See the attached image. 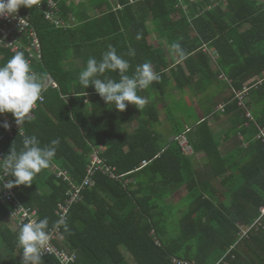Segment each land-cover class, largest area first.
Returning <instances> with one entry per match:
<instances>
[{
    "label": "trees",
    "instance_id": "16d2710c",
    "mask_svg": "<svg viewBox=\"0 0 264 264\" xmlns=\"http://www.w3.org/2000/svg\"><path fill=\"white\" fill-rule=\"evenodd\" d=\"M179 1L89 0L72 7L64 3V19L77 22L67 29L48 21L36 5L24 8L44 46V60L32 67L59 85L58 90L45 93L46 103L35 112V119L25 123V136L35 135L41 146L57 138L60 144L51 166L31 186H15L17 196L37 208L41 219L47 217L49 228H55L60 225L58 207L67 198L69 183L52 171L54 165L80 183L94 148L103 147L108 162L131 179L119 182L98 173L97 185L87 188L74 204L63 226L65 243L77 255L74 264H174V256L199 264H264V216L247 237L242 230L257 223L264 205V143L256 139L257 124L264 127V83L249 97L256 122L246 118L234 101V90L264 74V0H228L226 5L224 0H184L186 10L177 7ZM118 4L124 8L116 10ZM148 23L165 40L159 46L150 44ZM173 42L181 44L186 59L181 61L171 52ZM110 45L129 61L128 75L145 62L160 74L161 81L145 90H151L149 94L158 90L166 100L170 95L175 138L185 131L178 116L184 105L173 112L175 104L182 103L179 92L191 87L208 91L211 102L220 98L211 106L205 104V119L193 117L187 139L195 154H185L175 139L166 148L154 143L157 132L145 116L148 113L138 117L137 132L127 136L124 123L139 111L130 106L123 112L116 110L114 104H105L94 86L84 89L79 83L87 60L99 61ZM130 50L134 56L128 55ZM215 50L220 55L217 61L212 56ZM12 56L10 49L0 45V66ZM72 61L82 64L71 66ZM105 75L120 78L118 72ZM169 87L170 94H163ZM152 97L157 102V94ZM222 101L231 104L221 114L216 110ZM150 113L159 122L156 109ZM214 113L217 120L228 116L233 125L225 137L216 136L212 129L208 117ZM23 137L18 134L3 143L6 156L12 147L22 149ZM232 140L235 148L224 154L223 147ZM245 141L248 147H243ZM199 153H207L203 162L196 161ZM144 160L151 162L140 168ZM216 182L224 186V198ZM176 191H182L179 206L169 203ZM9 209L0 201V232L9 247L8 252L0 250V264H21L18 230L13 233L5 222ZM42 260L61 264L56 256Z\"/></svg>",
    "mask_w": 264,
    "mask_h": 264
},
{
    "label": "clouds",
    "instance_id": "9594fccd",
    "mask_svg": "<svg viewBox=\"0 0 264 264\" xmlns=\"http://www.w3.org/2000/svg\"><path fill=\"white\" fill-rule=\"evenodd\" d=\"M38 4L39 0H0V17L15 18L22 6L32 8ZM137 39H140L139 34ZM170 50L181 61L187 58V53L179 42H173ZM128 55L134 56V50H130ZM130 67L129 61L110 45L99 61L95 58L87 60L78 80L84 89L94 86L105 104H114L116 110L123 112L128 104L142 110L148 100L138 92L150 88L153 82H160L161 76L148 62L136 66L131 76L127 74ZM107 72H118L119 80L105 75ZM48 86L47 77L35 72L24 53L17 51L7 63L0 66V114L11 113L20 126L30 121L33 109L38 101H43L42 93ZM0 126L5 129L10 127L7 122ZM22 144L19 152L12 147L10 154L0 159V189L31 186L37 175L51 166L60 140L53 139L50 144L41 146L37 137L32 135L24 136ZM5 175L14 179L4 183ZM50 240L51 231L47 217L39 220L30 218L27 223H22L17 233L18 247L22 249L21 264H43L42 255L49 249Z\"/></svg>",
    "mask_w": 264,
    "mask_h": 264
},
{
    "label": "built area",
    "instance_id": "2783aa9c",
    "mask_svg": "<svg viewBox=\"0 0 264 264\" xmlns=\"http://www.w3.org/2000/svg\"><path fill=\"white\" fill-rule=\"evenodd\" d=\"M89 0H39V4L36 5L38 8H41L46 14L47 19L51 23H53L58 28H70L77 24L75 18L70 20L64 19L63 7L62 4L66 3L68 6H78L84 3H87ZM184 0H180L178 2V6L183 10L187 9V4L183 2ZM198 1V0H190V2ZM136 0H131V3H135ZM25 7H21L15 18L8 17L3 18L0 17V45L4 48L10 49L12 54H16L17 51L23 52L25 58L31 62V65L42 62L44 60V46L43 41L40 36V33L36 30L34 24L32 23L31 14L24 11ZM124 5L118 4L115 9H123ZM213 58L217 61L220 58L218 51H213ZM1 63V58H0ZM232 83V82H231ZM264 83V74L261 77H255L249 80L244 84L243 89L240 91L234 90L235 98L234 101L238 102V107L244 112L246 118L250 120H254L255 118L252 114V109L248 106L250 93L253 89H257L259 86ZM48 88L44 93H42L44 99L43 101H38L37 106L33 109L32 119L35 118V112L44 105L47 101L45 93L49 89L58 90L59 85L58 82L49 78L48 80ZM231 103L225 102L221 104L216 112L218 113H226L229 105ZM215 114V113H214ZM213 114V116H214ZM4 122L9 124V128L5 129L2 126V130H0V159H3L6 156V153L2 149L3 143L9 138L14 139L17 134L23 136L25 133L24 124L21 126L16 123V120L10 117L8 114H0V125ZM258 125V132L256 139L261 140L264 143V127ZM192 130V127L185 126V131L181 134V136L174 138L176 142H179L182 151L185 154L193 155L195 154V150L191 145L189 139H187V133ZM249 143L244 142L243 146L248 147ZM104 148H94L92 154L90 155V161L86 168V176L84 177L82 182H77L74 180L67 171L61 170L57 171V175L63 178L66 182L69 183V189L67 191V198L64 201L59 203L58 213L60 215V221L63 220L64 223H60L59 226L55 228H49L51 231V240L50 247L43 253L42 258H47L50 256H56L61 264H74L77 260V255L75 252L69 251L67 249L61 248L59 244L64 243V228L63 226L67 223L69 219V214L74 206V204L78 203L83 198V193L87 188H92L97 185L96 176L98 173H102L109 178L119 181L129 183L131 179L126 177L127 174L119 173L118 167L108 162V160L103 156ZM151 161L144 160L143 164L140 168L147 166ZM0 175H2V171H0ZM12 179V176L5 175L4 183H7ZM2 183V182H0ZM0 201L10 206L8 212V220L13 223L16 227V230H19V227L22 223H27L30 218L32 219H41L40 211L37 208L32 206L25 205L17 196L16 187L14 186L11 189H1L0 190ZM261 216L260 219L252 226H242L243 237H247L248 233L255 228L259 222L262 220L264 216V205L261 206ZM157 246H161L159 241H156ZM174 264H199L195 260L184 259L178 256L173 257ZM220 262L219 264H221Z\"/></svg>",
    "mask_w": 264,
    "mask_h": 264
},
{
    "label": "crops",
    "instance_id": "0c3cea01",
    "mask_svg": "<svg viewBox=\"0 0 264 264\" xmlns=\"http://www.w3.org/2000/svg\"><path fill=\"white\" fill-rule=\"evenodd\" d=\"M138 1L139 0H136V2H138ZM148 25H149L151 33H152V35L149 37L150 44H152L153 46H159L161 44V42H163L165 40L160 38L159 34L152 32V30L155 27L153 23H150V24L148 23ZM154 40L158 41V43L156 44L154 42ZM188 89L189 90H193L191 87L188 88ZM189 90L185 91L186 96H188V93L190 92ZM205 90H210V88L209 89H205ZM150 91L151 90H141L138 93L139 95L145 97L148 100V103L146 104V106L142 110L137 109L132 104H128V106H130V108L132 110H138L139 111V115L136 116L134 119L129 120L126 123H124V131L127 134V136H131V134H134L135 132H137V129L139 128V122H138L139 118L138 117L142 116L143 113H148L149 115H145V116H146L147 119L150 120V123H153L152 129L155 132H157L155 138L153 137L154 143L157 142L159 147L166 148L168 146V144L171 141H173L174 138H175L174 134H173V125H174V123H172V121L169 118L170 117V115H169L170 114L169 106L174 104V102L172 103L173 100L169 99L170 95H169L168 99L166 100V96H164V95L161 96L162 92L160 94V91L157 90L156 92H151V94H149ZM170 92H171V90H164L163 94H170ZM155 94H157V102L153 101L154 98L152 96H154ZM150 95H152V96L150 97ZM209 96H210V93H208V91L203 92V91H200V90H193V93L187 97V99L190 102L189 106L191 107V109H193V111H191V112H193V114L188 116L189 117L188 118L189 119L188 122H184L182 119L185 120L186 116H185V114L183 112H179L178 116H179V118H181V121L183 122L184 126H192L196 119L202 120L203 118H205L204 112H205V110H207V107H204L205 104H207L209 102V106H211L212 104H214L216 102H219V100H220V98L217 97V98H215V100L212 103L209 100ZM179 97L182 100V103H184V99H186V98H183V94L179 95ZM86 101H88V99ZM223 103H225V102L222 101L220 103V105L223 104ZM153 108H155L156 111H157V114H158L159 119H160L159 122L157 120H156L157 122H154V117L153 116L151 117L150 111L153 110ZM182 111H185L184 107H182ZM211 116L213 117L214 120L213 119H209V120H211L212 129L214 131V129L216 127V124L218 122H220L221 120L218 121L217 119H215V115L213 116V114ZM211 116H209V117H211ZM193 117L196 118V119H194ZM103 121L107 122L106 120H103ZM24 128H25V125H24ZM227 131H226V133H227ZM25 133H26V129H25ZM25 133L23 134V136H25ZM215 133H216V136H217V132H215ZM225 134H221V136H219V137H225ZM17 136H18V134H17ZM126 150H129V149L127 148ZM228 152H229V150H228ZM197 156L198 157H197L196 161L197 162H203L204 159L207 158V153H199ZM61 170H63V169H61V167H59L58 165H54L52 167V171L55 172V173L57 171H61ZM179 197H182V195L179 196ZM179 197H177V198H179ZM177 198L175 200H174V198H172L171 200H169V203H171L172 201L173 202L176 201ZM5 222H6L7 227L13 233L17 232L16 229L15 230L11 229L12 228L11 227L12 224L8 220V214L6 216ZM64 238H65V236H64ZM64 245H65V243H64ZM7 248H9V247L6 244V242L4 241L3 235L0 232V250H4V251L8 252L9 249H7ZM64 249H67V248L64 247ZM72 252H74V251H72ZM19 255L20 254H19V251H18L17 252V256H19Z\"/></svg>",
    "mask_w": 264,
    "mask_h": 264
},
{
    "label": "rangeland",
    "instance_id": "374dc122",
    "mask_svg": "<svg viewBox=\"0 0 264 264\" xmlns=\"http://www.w3.org/2000/svg\"><path fill=\"white\" fill-rule=\"evenodd\" d=\"M228 0H224V2H225V5H226V2H227ZM177 7H179V6H177ZM179 16H178V14H174L173 15V18L174 19H177ZM154 42L157 44L158 43V41H155L154 40ZM216 51V50H215ZM81 62H79V61H72L71 63H69V65H71V66H81ZM168 90H170V88L168 89ZM172 90H174V89H172ZM187 90H189V89H186V90H184V92H183V98H186V99H184V103H179V106L177 105V104H175L176 105V107H174V110H173V112H175L176 111V109H178V108H180L182 105H184V108H185V111H183V113L185 114V120L184 119H182L184 122H188L189 121V117L188 116H190L191 114H193V112H191V111H193V109H191V107L189 106L190 105V102H189V100L187 99V97L189 96V95H191L192 93H193V90H189L188 92V96H186V94H185V91H187ZM179 94H182L181 92H179ZM172 96H173V94H171V98H172ZM213 103V102H212ZM215 115V114H214ZM209 119H213V117L211 116V117H208ZM203 119H205V118H203ZM218 121H220V120H218ZM233 127V125H232V123H231V121H230V119H229V117L228 116H224V118H223V120H221L220 122H218L217 124H216V127H215V129H214V131L215 132H217V136H221V134H225L226 133V131L228 130V129H231ZM217 130V131H216ZM235 146H236V144L234 143V140H232V141H229L228 143H226L225 144V146L223 147V152H224V154H226L227 152H228V150L229 151H231L233 148H235ZM244 147V146H243ZM216 184H218V187H219V189H220V198H224V195H223V193H224V190H225V188H224V186H222L221 185V183L220 182H216ZM182 195V191H176L174 194H173V198H174V200L177 198V197H179V196H181ZM182 197H179V198H177V200L176 201H174V206H179V205H182ZM11 223V222H10ZM12 225H11V229L12 230H15L16 229V227H15V225L13 224V223H11ZM64 243H65V240H64ZM64 243L62 244L64 247H66L67 248V250H69V251H71L70 250V248L67 246V244L65 243V245H64Z\"/></svg>",
    "mask_w": 264,
    "mask_h": 264
}]
</instances>
